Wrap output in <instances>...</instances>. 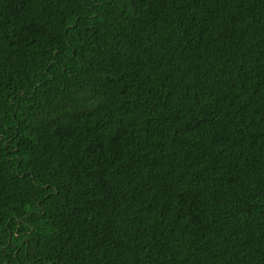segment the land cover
Returning a JSON list of instances; mask_svg holds the SVG:
<instances>
[{
  "label": "trees",
  "instance_id": "obj_1",
  "mask_svg": "<svg viewBox=\"0 0 264 264\" xmlns=\"http://www.w3.org/2000/svg\"><path fill=\"white\" fill-rule=\"evenodd\" d=\"M0 264H264V0H0Z\"/></svg>",
  "mask_w": 264,
  "mask_h": 264
}]
</instances>
